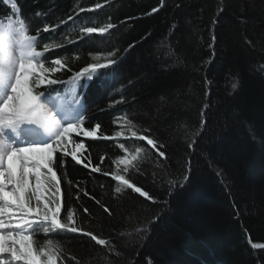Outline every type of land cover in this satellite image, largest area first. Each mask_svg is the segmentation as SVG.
<instances>
[{
  "label": "trees",
  "instance_id": "16d2710c",
  "mask_svg": "<svg viewBox=\"0 0 264 264\" xmlns=\"http://www.w3.org/2000/svg\"><path fill=\"white\" fill-rule=\"evenodd\" d=\"M16 2L15 16L37 37L42 59L58 57L71 68L49 74L62 82L39 91L74 95L84 106L85 128L98 123L99 133H126L109 140L73 137L86 146L78 156L85 162L90 156L92 164L115 173L124 167L113 162L124 155L115 139L129 154L137 147L149 149L139 154L138 170L130 167L122 174L155 199L128 189L117 195L118 182L111 176L64 157L56 170L66 205L85 228L123 241L121 256H106L101 246L77 234L39 232L36 239L62 243L81 264L117 259L121 264H264V0H163L162 7L161 0ZM98 3L102 7L77 14ZM153 8L159 11L152 13ZM13 16L0 0V21ZM106 24L115 27L83 33L84 27ZM44 44L50 45L47 51ZM110 52L117 53L116 64L99 69L91 81L82 77L74 88L69 84L78 70L106 62ZM112 70L115 80L109 76L104 87H96L97 75ZM127 121L162 144L165 155L132 137ZM140 227L147 232H137Z\"/></svg>",
  "mask_w": 264,
  "mask_h": 264
},
{
  "label": "snow or ice",
  "instance_id": "6c2138e0",
  "mask_svg": "<svg viewBox=\"0 0 264 264\" xmlns=\"http://www.w3.org/2000/svg\"><path fill=\"white\" fill-rule=\"evenodd\" d=\"M4 3L10 4V11L14 16L7 22L0 21V264H81V261L62 243L52 238H46L44 241L36 239V234L39 232H43L46 237L49 234L59 236L68 233L77 234L94 242L95 246H101L106 256L114 254L120 257L123 241L99 235L85 228L81 221H77L74 211L63 199L61 178L56 169L57 166H63L64 157L70 156L75 164L82 165L93 173L111 176L113 181L118 182L115 187L117 195H122L124 190L128 189L145 200L155 203L154 197L149 192L135 185L130 179H126L122 174L127 173L130 167L138 170L139 154L149 149L137 147L129 154L130 150L126 145L115 139V143L124 152V155L113 161L117 166L124 165L115 173L105 171L100 164H92L90 156L85 162L77 155V150L85 149L86 146L83 141L73 139V133L77 136L102 140L119 138L126 133L116 131L114 136L99 133L98 123L94 129L85 128L82 119L85 109L74 95L71 99L67 96L53 99L46 96L44 91H39L46 85L62 82L61 77L48 78L49 74L61 69L71 71V68L58 57L42 59L43 52L38 48L37 37L29 34L30 30L25 19L15 16L18 11L16 0H4ZM160 6H163V0ZM100 7L102 5L99 3L94 8L81 7L77 14L94 11L95 8ZM157 11L159 8L152 9V13ZM68 19L72 20L73 17L69 16ZM112 27L115 25L106 24L99 28L87 26L83 28V33L102 34ZM43 31L48 32L49 27L45 26ZM49 47V44H44V51ZM116 55V52H110L106 62H94L78 70L69 84L74 88L76 81L82 77L91 81L93 74H97L99 69L109 68L110 65L117 63L114 59ZM93 59L98 58L93 57ZM116 75L114 70L99 73L96 87H104L108 77L111 76L115 80ZM83 87H87V83ZM235 87L236 85L233 84V88ZM203 116L202 111L201 125L205 122ZM126 126L131 129L132 137L146 141L147 145L156 150L159 157L165 155L160 151L163 145L157 140L136 131L131 121H127ZM69 143L75 146L74 149H68ZM58 150L61 156L57 158L55 154ZM100 163H103V158ZM187 178V175L183 176V180ZM68 183L67 194L71 197L72 184L71 181ZM169 183H182V181H169ZM76 187L79 188V185ZM80 192L89 199H96L83 189H80ZM75 198L80 199L79 192L75 194ZM96 203L105 213L112 215L106 204L98 199ZM83 212L89 214L90 210L84 207ZM147 230V227L136 229L137 232H147ZM130 234L122 232L120 236ZM114 264H121V261L117 259Z\"/></svg>",
  "mask_w": 264,
  "mask_h": 264
},
{
  "label": "rangeland",
  "instance_id": "374dc122",
  "mask_svg": "<svg viewBox=\"0 0 264 264\" xmlns=\"http://www.w3.org/2000/svg\"><path fill=\"white\" fill-rule=\"evenodd\" d=\"M73 135H74V136H77L75 133L72 134V137H73ZM77 137L82 138V137H85V136H77ZM67 147H68L69 150H72V149H74L75 146L72 145L71 143H69V144L67 145ZM82 151H83V149H78V150H77V155H78L79 153H81ZM120 165L124 166L123 164H120Z\"/></svg>",
  "mask_w": 264,
  "mask_h": 264
}]
</instances>
